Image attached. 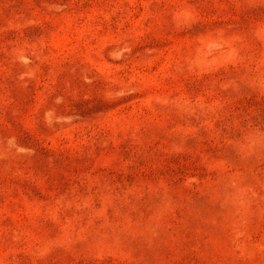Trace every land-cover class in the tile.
Returning <instances> with one entry per match:
<instances>
[{"label": "rangeland", "instance_id": "obj_1", "mask_svg": "<svg viewBox=\"0 0 264 264\" xmlns=\"http://www.w3.org/2000/svg\"><path fill=\"white\" fill-rule=\"evenodd\" d=\"M0 264H264V0H0Z\"/></svg>", "mask_w": 264, "mask_h": 264}]
</instances>
